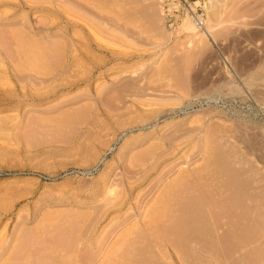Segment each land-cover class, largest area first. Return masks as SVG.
Masks as SVG:
<instances>
[{"label": "rangeland", "instance_id": "1", "mask_svg": "<svg viewBox=\"0 0 264 264\" xmlns=\"http://www.w3.org/2000/svg\"><path fill=\"white\" fill-rule=\"evenodd\" d=\"M194 198L229 241L173 245ZM263 222L264 0H0V264H264Z\"/></svg>", "mask_w": 264, "mask_h": 264}, {"label": "bare ground", "instance_id": "2", "mask_svg": "<svg viewBox=\"0 0 264 264\" xmlns=\"http://www.w3.org/2000/svg\"><path fill=\"white\" fill-rule=\"evenodd\" d=\"M21 34V33H20ZM27 38V37H26ZM23 39V40H28V39ZM20 40H22L21 38H20ZM19 41V40H18ZM23 42V41H22ZM25 42V41H24ZM27 42V41H26ZM31 41H29L28 43H30ZM33 45V46H32ZM32 45L31 46H29V47H31V49L34 51H31L32 52V54L30 53V55H32L33 56V54H35V56H36V58H37V60H38V62H40L41 61V64H42V59H46V56H45V54H47V53H45L44 54V50L42 51L41 50V48H39L38 46H35V48H34V43H33V41H32ZM22 46V45H21ZM34 49H33V48ZM39 49H38V48ZM37 48V49H36ZM44 49V48H43ZM29 52H30V50H28ZM28 53V52H27ZM29 54V53H28ZM27 56H29V55H27ZM31 56V57H32ZM34 56V57H35ZM60 56V55H59ZM33 57V58H34ZM34 60H36V59H34ZM33 60V61H34ZM29 61V60H28ZM28 61H27V63H28ZM32 61V60H31ZM44 61H46V60H44ZM43 61V64H45V62ZM52 61V60H51ZM55 61V60H54ZM47 62V61H46ZM34 64V63H33ZM38 64H40V63H38ZM40 64V65H41ZM42 64V65H43ZM32 66V65H31ZM34 66V65H33ZM38 66V65H37ZM49 66V65H48ZM40 68V67H39ZM47 68V67H46ZM50 68V67H49ZM46 72V71H45ZM49 73V72H48ZM204 151V150H203ZM209 151V150H208ZM212 152V151H211ZM221 156V155H220ZM203 160V159H202ZM205 160H206V158H205ZM210 161V160H209ZM208 162V161H207ZM211 162H212V160H211ZM206 164V163H205ZM204 167V166H203ZM186 170V169H185ZM196 170V169H195ZM181 171V170H180ZM201 171H202V169H201ZM203 172V171H202ZM187 173V172H186ZM193 173H194V171H193ZM181 174V173H180ZM179 174V175H180ZM197 174V173H196ZM195 174V175H196ZM183 175H185V174H183ZM189 175V174H188ZM198 175V174H197ZM191 176V175H190ZM193 176V175H192ZM191 176V177H192ZM178 177V176H177ZM186 177V176H185ZM197 176H195V178H196ZM199 177V176H198ZM198 179V178H197ZM202 179V178H201ZM229 179V178H228ZM191 180V179H190ZM196 180V179H195ZM230 180V179H229ZM228 180V182L231 184V182ZM176 181V180H175ZM174 181V182H175ZM182 182L184 181V180H181ZM193 181V180H192ZM173 182V183H174ZM178 182H179V180H178ZM197 182H199V181H197ZM196 182V183H197ZM203 182V181H202ZM225 182H227V179L225 180ZM181 183V182H180ZM185 183H187V182H185ZM190 183V182H189ZM233 183H234V181H233ZM232 183V184H233ZM171 184V183H170ZM170 184H169V186H170ZM176 184H178V183H176ZM184 184V183H183ZM227 184V183H226ZM235 184V183H234ZM192 185V184H191ZM174 186V185H173ZM171 187L172 189L174 188V187ZM195 186V185H194ZM176 187V186H175ZM190 187V186H189ZM236 187V194H233V198L231 197V200L232 201H229V205H224V204H221V206H222V208H221V206H220V212L218 211V214L219 213H222V214H224L225 216H226V220H228L227 218H229V220L231 221V222H235V220L234 221H232V219H231V217L230 216H234V214H236V213H234L233 211L235 210V207H237V206H240L241 205V203H243V202H245L242 198H244V197H246V196H244V192L241 190L242 189V186H241V183H236L235 184V186H234V188ZM179 188H181V187H179ZM169 189V188H168ZM168 189H166V190H168ZM178 189V188H177ZM185 189V188H184ZM165 191V190H164ZM183 191V190H182ZM233 191H235V189L233 190ZM166 192H168V191H166ZM171 192V191H170ZM193 191H191V193H192ZM164 193V192H163ZM176 193H179V192H176ZM199 193H201V192H199ZM165 194V193H164ZM196 194V193H195ZM195 194H194V196H195ZM163 195V194H162ZM166 195H167V193H166ZM189 195H191V194H189ZM201 195V194H200ZM204 195V194H203ZM205 196V195H204ZM183 197V196H182ZM187 197V196H186ZM200 197H202V196H200ZM205 197H207V196H205ZM168 198H169V196H168ZM185 198V197H184ZM191 198V197H190ZM204 198V197H203ZM230 198V197H229ZM229 198L227 197V199L229 200ZM175 199V198H174ZM196 198H194V203H192V202H190V201H188V205L187 204H185V205H183V204H181L180 205V207H182V208H180V207H178V209L180 208V210L177 212V210H176V213H179L177 216L178 217H176L177 219H176V221L173 223V225L171 226L172 227V231L174 232V241L172 242V237H171V241H169V242H172L173 243V245H175L176 247H177V249L179 248L180 250H181V248L183 247V246H185V244H186V242L187 241H189L188 243L189 244H191V242L190 241H196V242H199V241H202V239L205 237H207L208 235H209V240L211 241V243L212 242H214V241H218V240H216V239H218V236H215L213 233V228H214V230H215V228H216V226H218V225H216V223H215V218L216 217H218L216 214H217V211L214 213V211L215 210H208V208H207V206L206 207H204V205L202 206V204H201V202H196V200H195ZM162 200H164V199H162ZM172 200V199H171ZM183 200V199H182ZM185 200V199H184ZM187 200V199H186ZM191 200H193V199H191ZM197 200H199V199H197ZM202 200V199H201ZM167 202V201H166ZM170 202V201H169ZM189 202L192 204V205H189ZM197 204H196V203ZM217 202H218V200H217ZM256 202V201H255ZM159 203V202H158ZM179 203V202H178ZM207 203H209V202H207ZM220 203H222V202H220ZM223 203H225V202H223ZM163 204V203H162ZM166 204V203H165ZM215 204V203H214ZM218 204V203H217ZM217 204H216V206H217ZM255 204V203H254ZM263 204V203H262ZM166 205H168V204H166ZM179 205V204H178ZM177 205V206H178ZM220 205V204H219ZM243 205H244V203H243ZM243 205L240 207L241 209H242V207H243ZM245 205H246V203H245ZM160 206V205H159ZM224 206V207H223ZM246 206H248V205H246ZM251 206V205H250ZM214 208H215V206H213ZM205 208H207V210L205 209ZM210 208V207H209ZM217 208H219V207H216V209ZM233 208H234V210H233ZM244 208V207H243ZM247 207H245V209H246ZM248 208H249V206H248ZM161 209H163L162 207H161ZM175 209H177V207L175 208ZM239 209V208H238ZM245 209H242L241 211H239V212H237V214L238 213H240V217H241V219H244L245 221L247 220V219H249V215H248V213L245 211ZM164 210V209H163ZM168 210V209H167ZM171 210V209H170ZM218 210V209H217ZM253 210V209H252ZM238 211V210H237ZM249 211V210H248ZM158 212H160V211H158ZM171 213H172V210L170 211ZM232 212L234 213L233 215H232ZM257 212V211H256ZM261 212V211H260ZM161 213H162V211H161ZM167 213H169V211L167 212ZM154 214H157V213H154ZM163 214H164V211H163ZM174 214H175V212H174ZM174 214H172V215H174ZM171 215V216H172ZM252 215V214H251ZM258 215V214H257ZM260 215V214H259ZM155 216V215H154ZM220 216H221V214H220ZM229 216V217H228ZM236 216V215H235ZM158 217V216H157ZM156 217V218H157ZM174 217V216H173ZM253 217V216H252ZM250 217V219H249V221L248 222H250V220L251 219H254L255 217ZM259 216H257L256 218H258ZM165 218V217H164ZM255 218V220H257ZM152 219V218H151ZM150 219V220H151ZM217 220H218V218H216ZM237 219V218H236ZM160 220V219H159ZM162 220V219H161ZM225 220V219H224ZM228 220V223L230 222ZM239 220H240V218H239ZM254 220V221H255ZM258 221V220H257ZM154 222V221H153ZM157 222V221H156ZM159 222V221H158ZM236 222H238V221H236ZM219 223V222H218ZM264 223V222H263ZM147 224H148V222H147ZM163 224V223H162ZM225 224V223H224ZM234 224V223H233ZM232 223H231V226H234V227H236V228H232V229H235V232H236V234H238L237 233V231H236V229H237V227L238 226H236L237 225V223H236V225L234 224L233 225ZM255 225H257V222H255L254 223ZM261 223H260V221L258 222V225H260ZM216 225V226H215ZM226 225V224H225ZM246 226L245 227H248L247 226V224H245ZM258 225H257V227H258ZM163 226V225H162ZM242 226V224L240 225V229L242 228L241 227ZM253 226V225H252ZM261 226V225H260ZM219 227H221V226H219ZM230 227V226H229ZM231 228V227H230ZM249 228V230L251 229L250 227H248ZM255 228V227H254ZM164 229V228H163ZM223 229V228H222ZM253 229V228H252ZM251 229V230H252ZM259 229V228H258ZM262 229V228H261ZM168 230V229H167ZM217 230V229H216ZM219 230V229H218ZM239 230V229H238ZM152 231V230H151ZM160 231H162V230H160ZM166 231V230H165ZM221 231V230H220ZM234 231V230H233ZM247 231H248V229H247ZM247 231H244V226H243V229H241V231L240 232H247ZM167 232V231H166ZM170 232V231H169ZM218 232V231H217ZM231 230H230V232H228L229 234H227V236H225L226 234H225V232L223 233V231H222V233L223 234H225L224 235V237H222L221 238V236L219 237V241H221L222 239H224V241H227V240H225L226 238H228V236L230 237V235H231ZM263 232V231H262ZM151 233H154V231H152ZM256 233V232H255ZM154 234H156V233H154ZM253 234V233H252ZM262 234V233H261ZM217 235V234H216ZM234 235V234H233ZM240 236V235H239ZM242 236H243V234H242ZM254 236V235H253ZM156 237V236H155ZM169 237V236H168ZM233 237H235L236 238V240H235V238H234V240H235V242L236 241H238V239H237V235L235 236H233ZM252 237V236H251ZM251 237H250V239H251ZM153 238V237H152ZM157 238V237H156ZM231 238H232V236H231ZM243 238H246V242H247V240H248V242H249V238H248V236L247 235H245ZM158 239V238H157ZM213 239H215V240H213ZM242 240V239H241ZM157 241V240H156ZM218 241V242H219ZM229 241V240H228ZM160 242V241H159ZM163 242V241H162ZM161 242V243H162ZM203 242H205L204 240H203ZM208 242V241H207ZM217 242V243H218ZM231 242V241H230ZM239 242H240V240H239ZM241 242H243V240L241 241ZM240 242V243H241ZM245 242V241H244ZM220 243V242H219ZM251 243V242H250ZM199 244V243H198ZM201 244H202V242H201ZM214 244V243H213ZM221 244V243H220ZM192 245V244H191ZM204 245V244H203ZM211 245V244H210ZM23 246V245H22ZM205 246V245H204ZM223 246V245H222ZM221 246V247H222ZM134 247V246H133ZM138 247V246H137ZM186 247H187V245H186ZM201 247V246H200ZM214 247V246H213ZM184 248V247H183ZM202 248H203V246H202ZM204 248H206V247H204ZM225 248H226V246H225ZM229 248V247H228ZM261 248V247H260ZM131 249V248H130ZM135 249V248H134ZM171 249H172V247H171ZM176 249V248H175ZM188 250H189V248H187ZM196 249V248H195ZM217 249H218V247H217ZM224 249V248H223ZM222 249V250H223ZM259 249V248H258ZM129 250V249H128ZM132 250V249H131ZM139 250V249H138ZM184 250H186V249H184ZM192 250V249H191ZM210 250H212V248H210ZM130 251V250H129ZM143 251V250H142ZM173 251H176V250H173ZM182 251V250H181ZM187 251V250H186ZM213 251V250H212ZM224 251V250H223ZM226 251V250H225ZM132 252H133V250H132ZM177 252V251H176ZM175 252V253H176ZM188 252V251H187ZM191 252V251H190ZM210 252V251H209ZM214 252V251H213ZM227 252V251H226ZM74 253V252H73ZM134 253V252H133ZM142 253V252H141ZM186 253V252H185ZM124 254H126V253H124ZM127 254H129V253H127ZM126 254V255H127ZM181 254V253H180ZM190 254V253H189ZM210 254H211V252H210ZM209 254V255H210ZM178 255V254H177ZM188 255V254H187ZM68 256V255H67ZM128 256V255H127ZM126 256V257H127ZM137 256V255H136ZM135 256V257H136ZM150 256V255H149ZM189 256V255H188ZM227 256V255H226ZM129 257V256H128ZM135 257H133V259L135 258ZM179 257V256H178ZM122 258V257H121ZM132 258V257H131ZM142 258V257H141ZM188 258V257H187ZM124 259H126V258H124ZM123 259V260H124ZM132 259V260H133ZM136 259V258H135ZM130 260V259H129ZM198 260V259H197ZM247 260V259H246ZM65 261V260H64ZM70 261V260H69ZM178 261H179V259H178ZM130 262V261H129ZM136 262V261H135ZM74 263V262H73ZM71 264V263H70ZM75 264V263H74ZM117 264V263H116ZM129 264H131V262L129 263Z\"/></svg>", "mask_w": 264, "mask_h": 264}, {"label": "built area", "instance_id": "3", "mask_svg": "<svg viewBox=\"0 0 264 264\" xmlns=\"http://www.w3.org/2000/svg\"><path fill=\"white\" fill-rule=\"evenodd\" d=\"M185 10L188 12L189 20L195 27L199 29L204 28V18L200 7L194 9L190 6H187L185 7Z\"/></svg>", "mask_w": 264, "mask_h": 264}]
</instances>
